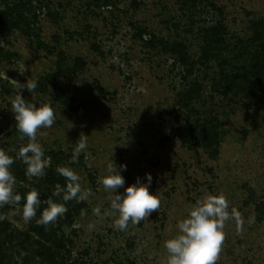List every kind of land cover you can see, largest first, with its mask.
Segmentation results:
<instances>
[{"label": "rangeland", "instance_id": "rangeland-1", "mask_svg": "<svg viewBox=\"0 0 264 264\" xmlns=\"http://www.w3.org/2000/svg\"><path fill=\"white\" fill-rule=\"evenodd\" d=\"M255 29L264 32V0H0V72L37 82L30 93L0 80V150L14 159V195L35 189L41 199L29 221L23 199L0 206V264H167L165 241L209 194H223L243 222H225L216 264H264V216L255 207L264 203V81L241 85ZM17 94L54 111L35 141L50 158L42 176L27 174L17 156L32 142L16 127ZM81 139L87 147L73 161ZM112 163L127 165L117 192L150 173L149 192L160 200L123 231L100 182ZM58 167L79 175L90 195L76 199L82 206L70 222L64 213L39 224L47 201L67 202L53 195L66 182ZM53 176L61 182L51 184Z\"/></svg>", "mask_w": 264, "mask_h": 264}, {"label": "clouds", "instance_id": "clouds-1", "mask_svg": "<svg viewBox=\"0 0 264 264\" xmlns=\"http://www.w3.org/2000/svg\"><path fill=\"white\" fill-rule=\"evenodd\" d=\"M24 68L20 70L22 73ZM0 80H6L16 89L26 88L32 93L37 82L31 80L26 84H20L16 80L10 79L5 71L0 72ZM11 111L14 114L17 129L32 142L22 146L17 154L18 158L27 166L26 173L29 175H44L47 161L50 158L44 157L42 147L36 143L38 129L51 127L55 122L54 111L49 104L36 106L17 94L12 101ZM87 147L86 139H81L73 153L75 161ZM31 153V155H29ZM14 159L0 150V206L11 203L19 205L21 199L24 200L22 206V218L29 221L36 215V210L41 201L39 193L33 189L23 197L13 193L15 177L10 172V165ZM127 165H120L118 170L115 163L108 165V174L100 180L105 189L112 193L111 207L119 213L115 220V227L121 231L127 229L129 221L138 224L141 220L149 216L153 211L160 207L159 198L149 192L152 183L150 173H145L143 181L137 178L135 183L124 188L123 192H117L118 188L125 185L124 177L121 171H126ZM57 172L67 178L66 188L59 184L53 195H64L62 199L68 201L78 199L86 200L90 195L89 190H82L80 185V176L66 167H58ZM48 207L41 212L37 223L47 225L54 222L58 216H62L67 208L64 204L47 201ZM229 201L223 194H209L203 200L198 201L192 206L188 215L178 223L179 234L165 241V248L168 253L167 264H216L218 255L221 251V245L225 239L223 227L229 219H235L240 222V213L232 209L229 213ZM97 215L100 214L99 208L94 210ZM3 219V217H0Z\"/></svg>", "mask_w": 264, "mask_h": 264}, {"label": "trees", "instance_id": "trees-1", "mask_svg": "<svg viewBox=\"0 0 264 264\" xmlns=\"http://www.w3.org/2000/svg\"><path fill=\"white\" fill-rule=\"evenodd\" d=\"M4 17H6V16H4ZM213 33H216V32H213ZM143 34H145L144 30H142V29L138 30V38L140 40H142V41H144ZM253 34H255V35H252L250 37L251 38L250 40L256 41L257 43L254 46V51L250 54L252 61H250V64L247 67H245V68L243 66L241 67L242 68V72L241 73H242V76H243V79H244V84H241V85H242V89L245 88L246 91H249V90L253 89L255 86H258L259 82L263 83V81H264V32L260 31L258 33V31L255 29V32ZM220 41H222V39L220 37H217V38L211 40V42H213L215 44L220 43ZM225 48L226 49H222V51L224 50L225 54L229 53L230 50L227 47V44H225ZM248 48H250V47L249 46L246 47V52H249ZM220 49H221L220 47H217V50H220ZM236 53L240 54L239 52H236ZM232 55H233V52H232ZM227 80L231 83L232 87H235L236 90L238 89L237 84L235 83L236 79H235V77L233 75H230L227 78ZM178 135L182 139L184 138L183 137V130L181 128L178 129ZM205 144L206 145L210 144V140L208 139V141L205 142ZM54 176L50 180L51 184H54V182H56L58 179H60V178H58L55 181ZM58 181L61 182V179L58 180ZM67 183H68V181H67V178H66L65 184L63 183L64 188H66V184ZM39 200L41 201V199H39ZM64 205L68 206V208H67L68 211L65 212L64 221L65 222H70L72 213H78L79 212V208L82 206V203L78 202L76 199H71V200H68ZM255 207L258 210V213L262 214L264 216V203L263 202H258ZM49 232H50L51 235L53 234L51 243H52V246H53L54 250H58L59 248H62V246H64L63 242H62L60 237L58 239H56L54 237V229H51ZM52 252L53 251H50V256L53 255Z\"/></svg>", "mask_w": 264, "mask_h": 264}]
</instances>
